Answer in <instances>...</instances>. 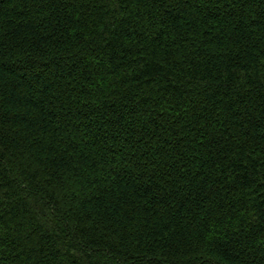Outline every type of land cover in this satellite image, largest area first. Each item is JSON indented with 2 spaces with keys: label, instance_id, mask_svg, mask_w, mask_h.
<instances>
[{
  "label": "trees",
  "instance_id": "1",
  "mask_svg": "<svg viewBox=\"0 0 264 264\" xmlns=\"http://www.w3.org/2000/svg\"><path fill=\"white\" fill-rule=\"evenodd\" d=\"M0 264H264V0H0Z\"/></svg>",
  "mask_w": 264,
  "mask_h": 264
}]
</instances>
